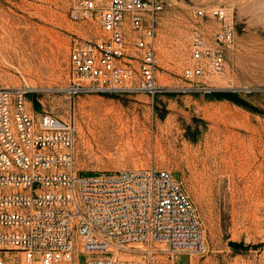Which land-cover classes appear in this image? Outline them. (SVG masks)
Wrapping results in <instances>:
<instances>
[{
	"label": "rangeland",
	"instance_id": "rangeland-1",
	"mask_svg": "<svg viewBox=\"0 0 264 264\" xmlns=\"http://www.w3.org/2000/svg\"><path fill=\"white\" fill-rule=\"evenodd\" d=\"M76 6L75 0H0V87L26 89L35 114L74 117L82 171L155 165L181 182L205 245L161 261L264 264V0H169L158 30L156 95L73 99L70 48L100 34L96 23L73 18ZM214 7L233 11L236 45L222 73L201 79L207 88L189 91L183 71L194 63L195 11ZM11 259L26 264L20 256Z\"/></svg>",
	"mask_w": 264,
	"mask_h": 264
},
{
	"label": "built area",
	"instance_id": "built-area-1",
	"mask_svg": "<svg viewBox=\"0 0 264 264\" xmlns=\"http://www.w3.org/2000/svg\"><path fill=\"white\" fill-rule=\"evenodd\" d=\"M75 20L96 23L95 40L70 48L71 96L160 90L158 30L169 0H75ZM187 90L222 73L236 45L231 9L195 11ZM23 88L0 87V264H172L201 250L204 229L180 181L153 165L84 172L74 117L35 114ZM12 253V255H11ZM9 257V258H8Z\"/></svg>",
	"mask_w": 264,
	"mask_h": 264
},
{
	"label": "bare ground",
	"instance_id": "bare-ground-1",
	"mask_svg": "<svg viewBox=\"0 0 264 264\" xmlns=\"http://www.w3.org/2000/svg\"><path fill=\"white\" fill-rule=\"evenodd\" d=\"M233 162H234V161H232L231 164L229 163L231 166H228V167H231V168L234 167V166H233ZM226 167H227V166H226Z\"/></svg>",
	"mask_w": 264,
	"mask_h": 264
},
{
	"label": "trees",
	"instance_id": "trees-1",
	"mask_svg": "<svg viewBox=\"0 0 264 264\" xmlns=\"http://www.w3.org/2000/svg\"><path fill=\"white\" fill-rule=\"evenodd\" d=\"M225 92H218V95L220 96V95H222V94H224Z\"/></svg>",
	"mask_w": 264,
	"mask_h": 264
}]
</instances>
